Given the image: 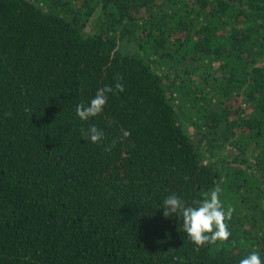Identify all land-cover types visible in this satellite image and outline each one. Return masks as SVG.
<instances>
[{"label": "trees", "instance_id": "obj_1", "mask_svg": "<svg viewBox=\"0 0 264 264\" xmlns=\"http://www.w3.org/2000/svg\"><path fill=\"white\" fill-rule=\"evenodd\" d=\"M216 187L231 235L197 246L163 200ZM251 251L264 262V0H0V264Z\"/></svg>", "mask_w": 264, "mask_h": 264}, {"label": "clouds", "instance_id": "obj_2", "mask_svg": "<svg viewBox=\"0 0 264 264\" xmlns=\"http://www.w3.org/2000/svg\"><path fill=\"white\" fill-rule=\"evenodd\" d=\"M119 79L122 78H118V81ZM114 91L123 92L124 85L117 82L115 90L111 86L98 89L94 98L87 105L82 102L76 106V115L82 121L95 117L103 111L108 99L107 94ZM122 135L127 138L131 133L128 130H123ZM82 136L85 139H90L93 143H98L103 139L104 133L93 125L86 131L82 130ZM219 194L220 189L216 187L210 192L202 193L203 198L193 200L191 204H186L179 196L170 194L163 200V216L165 218L179 216L182 219V230L197 246L227 241L231 233L225 221L231 219L234 208L229 205L225 211ZM239 264H264V262L257 251H251L240 259Z\"/></svg>", "mask_w": 264, "mask_h": 264}, {"label": "rangeland", "instance_id": "obj_3", "mask_svg": "<svg viewBox=\"0 0 264 264\" xmlns=\"http://www.w3.org/2000/svg\"><path fill=\"white\" fill-rule=\"evenodd\" d=\"M216 158L215 157H213V158H211L210 160H215Z\"/></svg>", "mask_w": 264, "mask_h": 264}]
</instances>
